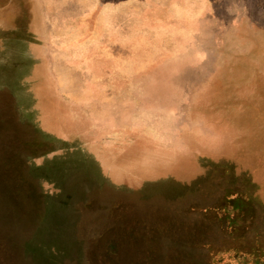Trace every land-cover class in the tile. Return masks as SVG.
<instances>
[{
    "label": "rangeland",
    "instance_id": "1",
    "mask_svg": "<svg viewBox=\"0 0 264 264\" xmlns=\"http://www.w3.org/2000/svg\"><path fill=\"white\" fill-rule=\"evenodd\" d=\"M37 5L47 65L28 64L27 1L0 0V264L230 262L264 227V25L199 33L182 0ZM108 13L127 54L99 64L72 44L103 41Z\"/></svg>",
    "mask_w": 264,
    "mask_h": 264
},
{
    "label": "crops",
    "instance_id": "2",
    "mask_svg": "<svg viewBox=\"0 0 264 264\" xmlns=\"http://www.w3.org/2000/svg\"><path fill=\"white\" fill-rule=\"evenodd\" d=\"M27 1L28 4V13L23 18L24 25L27 26L25 30V38L22 40L23 45L29 48L30 60L28 64L30 65H47L50 63V60L47 56V45L45 41L43 42L41 36L35 31L34 28L42 25V17L40 8L37 5V0H23V2ZM75 1H85L86 6V15L89 17L90 13L93 10H89L88 2L89 0H75ZM109 2L111 0H108ZM113 1H123V0H113ZM154 1H162V0H154ZM164 1V0H163ZM209 2V3H208ZM229 2V4H227ZM225 7V8H224ZM67 8H71L68 6ZM182 12L181 14L187 19L185 22L191 23L190 17L193 16V22H198L200 28L195 30L199 33L207 34L216 32L217 28H215L218 23L220 26L224 21L223 17H229L233 22L241 21L245 23L246 21L252 23V25H264V0H182L181 5ZM225 11L226 13H224ZM108 25H105L103 41L101 42H85L84 38L87 36L80 37V41H77L75 45L72 44L73 47H77L78 52L82 55L85 50L87 51L86 56L90 58L92 62H96L99 64H105V61H110L114 59V54L111 52V49H124V55L126 53V44L123 42L112 41V26L110 24V13H108ZM122 13L121 10L118 11V17L121 18ZM68 18L70 16H67ZM188 17V18H187ZM207 17L211 18V21L208 22ZM257 18V20H255ZM262 19L261 21L259 19ZM91 19V18H90ZM214 20V22H213ZM213 28H212V24ZM216 23V24H215ZM16 23L8 21V26H6V31L13 32L16 30ZM209 28H206L208 27ZM120 28V27H119ZM89 30V29H88ZM120 30V29H119ZM118 30V32H120ZM258 31H264L259 30ZM75 33V31H72ZM88 33V32H87ZM30 34L31 36L27 37ZM76 38V37H75ZM114 38V37H113ZM82 40V41H81ZM205 43L206 35L202 39ZM21 43V42H20ZM204 50V60H198L196 62L207 64L206 60V46L202 47ZM117 54V53H116ZM86 58V59H87ZM120 62L123 58H119ZM195 62V63H196ZM35 75V74H34ZM104 75V74H101ZM264 91V90H262ZM264 98V92H261L260 95ZM62 97V96H61ZM262 100L261 105H255L258 107H264V99ZM66 107V106H65ZM256 108V109H257ZM264 226V224H262ZM246 243H239L237 247L233 248L234 250L228 252L229 257H231L230 262H226L225 264H264V227L261 230H255L251 234L246 235ZM241 245V246H240ZM228 257V256H227Z\"/></svg>",
    "mask_w": 264,
    "mask_h": 264
},
{
    "label": "trees",
    "instance_id": "3",
    "mask_svg": "<svg viewBox=\"0 0 264 264\" xmlns=\"http://www.w3.org/2000/svg\"><path fill=\"white\" fill-rule=\"evenodd\" d=\"M1 33V32H0ZM1 34H0V38H1ZM12 41V40H11ZM20 41V40H19ZM19 41H17V42H19ZM1 44V43H0ZM8 44H10V42L8 43ZM1 47V46H0ZM7 48L8 49H10L9 48V45H7ZM11 63V62H10ZM9 63V64H10ZM7 64H8V62H7ZM11 65V64H10ZM0 67L2 68V69H5L7 66L6 65H4L2 62H0ZM1 79V78H0ZM32 79V82L34 81V78H31ZM0 89H2V88H7L8 90L10 89V90H14L13 89V87L11 86V84H9L8 82H5V83H3L2 82V80H0ZM9 90V91H10ZM21 118V117H20ZM20 118L18 117V121H21L20 120ZM21 124V123H20ZM21 125H23V124H21ZM24 127L25 126H28V125H26V123H25V125H23ZM28 128V127H27ZM28 140H29V142L31 143V144H35V145H38V144H40V145H42V143H41V141H40V139H39V137H34V136H29L28 138H27ZM50 166V165H49ZM48 166V167H49ZM65 166L66 167H63V166H59V168H72V167H74L73 165H69V164H65ZM58 168V169H59ZM36 169H38V168H36ZM57 169V170H58ZM38 170H40V169H38ZM56 170V171H57ZM55 171V172H56ZM52 173H54V171H52L49 175H47L46 174V177H45V179H46V181H48V183L50 182V185H54V186H58V185H61L62 186V189H64L63 190V192L61 191V193H60V195H62L63 196V194H67V195H69L68 194V192H67V189L64 187L65 186V181H66V179H63L62 177H57L56 175H54V174H52ZM54 175V176H53ZM75 178H79V177H75ZM86 177L85 176H82L81 178H80V181H82V180H84ZM77 180H79V179H77ZM65 182V183H64ZM95 184V183H94ZM98 185V184H97ZM96 185V188L95 189H99L98 187L99 186H101V185H99V186H97ZM92 189V188H91ZM93 190H94V188H93ZM88 191H92V190H88ZM60 195H58V197H60ZM62 198H64L63 200L64 201H66V202H68V203H72V201L70 200L71 198L73 199L74 197H71L70 199H65V197H62Z\"/></svg>",
    "mask_w": 264,
    "mask_h": 264
}]
</instances>
